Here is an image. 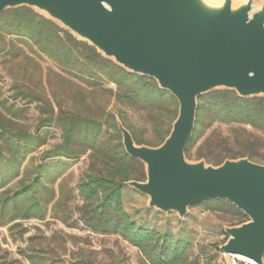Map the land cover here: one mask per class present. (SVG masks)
Returning a JSON list of instances; mask_svg holds the SVG:
<instances>
[{"label":"water","instance_id":"1","mask_svg":"<svg viewBox=\"0 0 264 264\" xmlns=\"http://www.w3.org/2000/svg\"><path fill=\"white\" fill-rule=\"evenodd\" d=\"M255 0H0L29 6L127 71L155 79L179 102L170 134L159 146L137 144L118 119L126 152L145 165L146 180L126 184L149 207L184 217L189 207L225 200L249 220L226 227L221 250L264 264V164L247 157L218 166L190 161L198 99L217 89L264 96V3Z\"/></svg>","mask_w":264,"mask_h":264},{"label":"rangeland","instance_id":"2","mask_svg":"<svg viewBox=\"0 0 264 264\" xmlns=\"http://www.w3.org/2000/svg\"><path fill=\"white\" fill-rule=\"evenodd\" d=\"M263 3L264 0H255V10ZM115 91V86L105 81L97 86L84 83L26 39L0 33V126L46 139L44 145L24 158L17 178L2 186L7 177L2 179L0 174V200L4 191L12 194L22 181L32 180L39 166L48 188L46 201L54 191V198L46 203L45 214L40 218L24 217L23 210H15L9 204L5 207L0 201V264H149L143 253L118 233L94 232L81 221L79 209L83 200L77 184L90 168V151L71 157L45 156L63 134L62 127L47 119L56 118L61 112L96 116L110 132L114 123L118 126L119 119L134 136L154 144H158L160 135L171 131L175 121L172 110L130 108L115 101ZM242 154L264 164V133L248 125L216 121L204 128L186 157L218 166L227 159L243 158ZM4 161L9 160L4 157ZM0 169L5 170V166ZM148 203L147 195L126 186L125 209L150 228L190 239L196 253L202 246V264H257L221 250L229 238L225 228L242 224L237 212L214 211L194 204L180 217L175 211L164 213ZM17 214L20 216L12 220Z\"/></svg>","mask_w":264,"mask_h":264},{"label":"trees","instance_id":"3","mask_svg":"<svg viewBox=\"0 0 264 264\" xmlns=\"http://www.w3.org/2000/svg\"><path fill=\"white\" fill-rule=\"evenodd\" d=\"M4 32L26 39L40 53L86 84L112 83L116 90L115 101L121 105L161 112L172 110L173 121L178 116L177 99L169 91L161 89L155 79L127 71L88 42L76 38L69 30L29 6L7 9L3 13L0 33ZM109 117L114 119V115L109 114ZM54 121L63 129L62 139L45 152L46 157H71L90 151V168L77 184L78 195L83 200L79 209L80 219L87 228L98 233H118L137 247L149 264H202V246L196 253L190 239L150 228L125 209L126 183L130 180L144 181L146 169L142 161L126 152L115 123L110 132L96 116L62 112L56 118L51 116L47 119L50 123ZM216 121L248 125L264 133V96L243 98L231 89H217L200 96L196 126L186 154L196 144L204 128ZM169 134L170 130H167L160 135L158 144L133 137L137 144L159 146ZM45 143V137L39 134L11 130L1 125L0 166L4 165L5 170L0 169V174L2 179L7 177L1 185L17 178L24 158ZM248 154L256 156L253 151ZM40 168L32 180L22 181L12 194L4 191L0 201L5 207L9 204L15 210H23L22 216L27 218L44 216L45 205L54 198V191L46 201L44 194L48 188L44 185ZM197 205H206L214 211H235L241 216V223L247 220L245 213L225 200H206Z\"/></svg>","mask_w":264,"mask_h":264},{"label":"bare ground","instance_id":"4","mask_svg":"<svg viewBox=\"0 0 264 264\" xmlns=\"http://www.w3.org/2000/svg\"><path fill=\"white\" fill-rule=\"evenodd\" d=\"M211 2H216L217 0H209ZM237 257H239L240 259H243V260H247V261H250L252 263H254L253 261H251L250 259L246 258V257H242L241 255H237Z\"/></svg>","mask_w":264,"mask_h":264}]
</instances>
